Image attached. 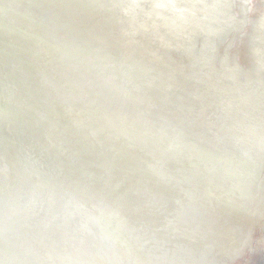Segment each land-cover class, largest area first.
I'll use <instances>...</instances> for the list:
<instances>
[{
	"label": "bare ground",
	"instance_id": "bare-ground-1",
	"mask_svg": "<svg viewBox=\"0 0 264 264\" xmlns=\"http://www.w3.org/2000/svg\"><path fill=\"white\" fill-rule=\"evenodd\" d=\"M263 239L264 0H0V264Z\"/></svg>",
	"mask_w": 264,
	"mask_h": 264
},
{
	"label": "water",
	"instance_id": "water-1",
	"mask_svg": "<svg viewBox=\"0 0 264 264\" xmlns=\"http://www.w3.org/2000/svg\"><path fill=\"white\" fill-rule=\"evenodd\" d=\"M61 34H63V32H60ZM263 226V225H262ZM262 226H261V224L260 225H257L256 227H254L253 228V230H252V237H253V239H252V250L254 251V249H255V244H256V242H257V239H258V234L260 233V230L262 229ZM245 238H247L246 236H244ZM261 243H264V239L263 240H261ZM259 249H260V252H261V256H262V259H261V261L263 262V260H264V246H263V248H262V244H261V248H260V246H259ZM218 250V249H217ZM216 250V251H217ZM218 252V251H217ZM233 253V252H232ZM231 253V254H232ZM210 255V257L212 258L213 256V253H209ZM215 254V253H214ZM223 257V253H220V252H218V253H216L215 254V256H214V260H215V262L218 264H222V261H220V258H222ZM51 258V257H50Z\"/></svg>",
	"mask_w": 264,
	"mask_h": 264
}]
</instances>
